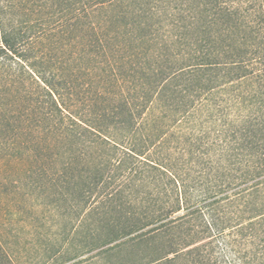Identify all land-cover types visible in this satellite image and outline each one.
I'll use <instances>...</instances> for the list:
<instances>
[{
  "label": "trees",
  "instance_id": "trees-1",
  "mask_svg": "<svg viewBox=\"0 0 264 264\" xmlns=\"http://www.w3.org/2000/svg\"><path fill=\"white\" fill-rule=\"evenodd\" d=\"M59 4L0 5V142L109 264H264V0Z\"/></svg>",
  "mask_w": 264,
  "mask_h": 264
},
{
  "label": "rangeland",
  "instance_id": "rangeland-1",
  "mask_svg": "<svg viewBox=\"0 0 264 264\" xmlns=\"http://www.w3.org/2000/svg\"><path fill=\"white\" fill-rule=\"evenodd\" d=\"M42 1L57 6L63 0ZM25 166V156L14 155V142H0V246L11 264H109L108 255L95 254L100 248L86 251L98 237L74 222L76 209L59 192L34 185L37 176L25 173Z\"/></svg>",
  "mask_w": 264,
  "mask_h": 264
}]
</instances>
